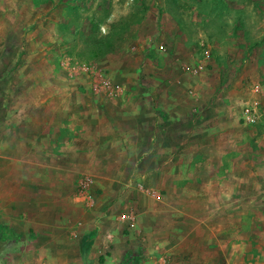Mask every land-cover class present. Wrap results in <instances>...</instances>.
Instances as JSON below:
<instances>
[{
    "label": "rangeland",
    "instance_id": "374dc122",
    "mask_svg": "<svg viewBox=\"0 0 264 264\" xmlns=\"http://www.w3.org/2000/svg\"><path fill=\"white\" fill-rule=\"evenodd\" d=\"M233 16L244 22L222 51L211 37ZM157 114L175 122L174 151L149 139ZM72 128L79 158L64 170L54 149L32 157H49L50 187L68 172L79 213L67 219L81 239L112 233L114 264H264V213L208 214L205 189L218 170L232 187L233 157L247 163V144L264 133V0H0V155H28V130L40 144ZM173 152L170 164L158 159Z\"/></svg>",
    "mask_w": 264,
    "mask_h": 264
},
{
    "label": "crops",
    "instance_id": "0c3cea01",
    "mask_svg": "<svg viewBox=\"0 0 264 264\" xmlns=\"http://www.w3.org/2000/svg\"><path fill=\"white\" fill-rule=\"evenodd\" d=\"M196 17L204 27L205 20L199 15ZM240 19L233 16L225 25L219 20L221 22L219 29L224 37L212 38L206 29L201 30L200 37L208 35V38L211 37L215 41L213 44L218 49L230 51L238 33L235 30L236 26L244 22V18ZM143 97L152 101L158 99V95ZM136 99L141 98L134 96V100ZM117 100H124V95H120ZM139 111L141 112L142 109ZM146 111L143 110V113H147ZM162 116L164 115L157 114L150 121L152 135L149 139L153 143H156V138L158 139L157 146L155 144L157 149L168 148L174 151L177 144L171 132L175 131V122L173 118L172 121H161ZM64 133L58 130L48 143L38 144L33 140V131L28 130L21 141L28 155L23 158L0 155V264H95L99 259H106L109 264H114L122 257L121 248L116 240L114 242L112 233L97 234L91 238L90 233L87 232L82 239L79 234L77 235L76 231L79 230L80 224L75 226L67 219L70 211L73 215L79 213V207L71 200L73 189L66 186L68 172L60 171L59 176L62 179H57L56 183L52 182L50 187L48 173L43 169L44 165H49L46 161L49 157L40 162L32 157L34 149H54L56 158L59 159L58 164H62L60 169H65L67 160L75 162L79 158V153L76 151L79 145L78 130L72 128L68 134ZM164 134H167V139L163 137ZM262 134L261 137L247 144L251 154L247 163L244 162L245 160L239 163L240 155L233 157V172L230 175L232 187L225 184L229 180L228 172L219 170L215 175V185H207L205 189L208 191V197L210 196V204L206 205V213L215 212L222 219L224 214H232L234 220L236 218L241 220V216L246 213L249 215L264 213V133ZM5 143L9 149L14 148L13 139L9 138ZM231 143H233L232 147L241 148L240 139L236 134L233 135ZM41 155L44 153L41 152ZM89 157L93 159L94 156L89 155ZM166 158L170 164L172 159L176 158V152L167 157H158L160 161H165ZM241 163L245 164L243 168ZM218 165H223L221 159ZM171 175L172 179H175L171 173L169 179L171 180ZM211 175L206 174L204 179L211 182L213 180ZM95 186L97 187V183ZM214 194L216 204L212 202ZM230 195L231 199H229ZM237 232L240 233V230L238 229Z\"/></svg>",
    "mask_w": 264,
    "mask_h": 264
},
{
    "label": "built area",
    "instance_id": "2783aa9c",
    "mask_svg": "<svg viewBox=\"0 0 264 264\" xmlns=\"http://www.w3.org/2000/svg\"><path fill=\"white\" fill-rule=\"evenodd\" d=\"M207 59H210V55L206 56ZM255 110H247L246 112V119L250 120L251 122L255 123L256 119H254V112ZM254 112V113H253ZM253 113V114H252ZM95 188V182L94 180H89L87 185L85 186L86 193L84 197V202L87 203L89 207H93L96 201V194L94 192ZM109 239H111V236H109Z\"/></svg>",
    "mask_w": 264,
    "mask_h": 264
}]
</instances>
